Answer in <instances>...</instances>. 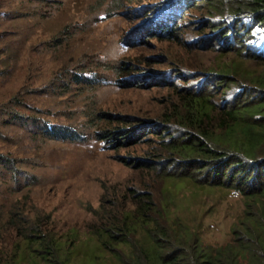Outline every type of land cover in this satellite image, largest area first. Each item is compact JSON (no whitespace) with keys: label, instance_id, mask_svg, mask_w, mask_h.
Here are the masks:
<instances>
[{"label":"rangeland","instance_id":"obj_1","mask_svg":"<svg viewBox=\"0 0 264 264\" xmlns=\"http://www.w3.org/2000/svg\"><path fill=\"white\" fill-rule=\"evenodd\" d=\"M154 20L173 24L174 37L153 36ZM221 28L218 19L206 20L203 8L175 0H0V150L16 157L15 166H0V197L20 201L30 219L41 217L52 233L81 246L86 241L80 255L93 248L90 224L99 222L102 202L108 206L117 197L122 203L128 188L151 193L156 203L171 196V216L204 243L228 242L244 208L238 192L161 180L146 167L159 148L155 133L117 148L96 135L132 124L154 129L174 100L173 86L209 83L203 68L221 59L239 69H264L236 50L206 48L218 47L213 33ZM123 61L130 70L118 73ZM132 80L138 84L127 83ZM44 121L71 126L84 138L49 139L41 132ZM120 157L141 158L143 167Z\"/></svg>","mask_w":264,"mask_h":264},{"label":"trees","instance_id":"obj_2","mask_svg":"<svg viewBox=\"0 0 264 264\" xmlns=\"http://www.w3.org/2000/svg\"><path fill=\"white\" fill-rule=\"evenodd\" d=\"M180 2L187 9L203 8L206 20L218 19L224 26L213 33L218 47L207 43L206 48L221 54L236 50L241 60L264 63V0H175ZM175 16H170L171 22ZM174 28L166 20H154L149 31L170 39ZM203 69L210 82L205 79L187 88L174 85V100L160 113L154 129L132 124L125 129L101 128L96 135L117 148L155 133L159 148L151 152L156 159L146 167L157 171L161 180L238 192L244 208L228 242L204 243L196 231L171 216V196L156 203L151 193L128 188L122 203L117 197L108 206L102 202L99 222L90 224L93 248L80 255L86 241L81 246L52 233L41 217L30 219L20 201L0 197V264H264V69H239L223 59ZM117 70L128 72L129 64L123 61ZM74 78L82 79L77 74ZM219 95L228 98L218 101ZM40 128L45 137L57 141L84 138L71 126L44 121ZM15 160L10 151L0 150V166ZM120 160L138 169L144 163L141 158ZM168 188L166 184L165 191Z\"/></svg>","mask_w":264,"mask_h":264}]
</instances>
